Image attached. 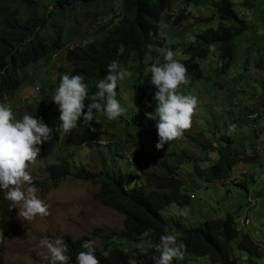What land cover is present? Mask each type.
<instances>
[{
    "label": "rangeland",
    "instance_id": "374dc122",
    "mask_svg": "<svg viewBox=\"0 0 264 264\" xmlns=\"http://www.w3.org/2000/svg\"><path fill=\"white\" fill-rule=\"evenodd\" d=\"M56 1L40 0V10L44 12V16L46 11L56 7ZM231 1L235 12L247 22L250 29L234 38L233 62L224 75H219L216 71V61L210 59L213 54L205 60H196L199 73H195L193 69L187 75L189 83L180 88L183 94L194 95L199 101L192 127L182 138L166 144L163 149L157 150L155 147L158 140L156 122L145 116L146 112H154L156 104L153 99L156 89L150 82L149 69L152 64L164 62V52L168 49L176 53L175 58L181 63L190 58L184 50L194 42L196 33L217 26L215 9L211 7L215 0H206L203 6L178 4L179 8L174 13L183 9L186 15L179 24H174L173 18H167V13L161 16L158 36L162 43L149 48L140 83L133 74L118 82L116 98L128 111L111 121L101 116L100 143L71 145L67 135L58 128L59 109L51 100L49 120L45 124L56 131L50 141L38 145L41 150L37 163L30 167L34 184L40 189L38 195L50 206V215L25 221L19 216V209L13 208L14 224L10 227V233L4 237L5 242L1 244V249H4L3 264H48L43 258L47 250L39 246V240L44 237L55 239L68 235L78 240L93 234L97 228L109 231L122 228L124 217L95 199L94 194L98 192L99 186L92 181L76 178L78 169L74 167L75 164L83 166L94 175L117 171L141 175L142 171H156L157 163L163 159H168L172 166L177 167V176L183 182L182 190L191 199L189 206L170 205L164 209L162 215L168 222L195 227L230 213L237 230L241 231L240 220H244L246 215L249 222L243 232H248L264 250V115L259 117L257 113H264V70L256 67L264 55V0L255 1L251 10L244 5L246 0ZM16 3L22 4V0H17ZM84 11L78 0L69 9L66 25L78 27L77 20L82 21L80 29L72 33L69 45L93 41L96 28L108 18L101 15L97 18L88 16L82 20ZM19 17H27L23 6ZM2 19L3 16L0 15V27ZM51 23H47L43 32L49 30L47 27ZM69 45H65L56 55L41 58L25 69L29 79L3 102L12 108L17 118H22L25 113L38 118L40 110L43 111L39 103H46L49 85L55 83L58 68L66 65L64 57ZM140 84L148 85V90L142 95L141 101H138L137 98L141 95ZM88 92L89 98L96 92L92 83L88 84ZM255 113L256 119L248 118ZM232 124L236 125V129L229 133V126ZM228 150H235L234 153L243 159L247 158V161L236 163L231 172L220 180L207 182L196 176V169L208 170L220 154H225ZM182 151L191 160L180 159ZM63 158L73 163L72 175L63 178L58 184L51 181V186L46 190L35 183L38 179H49L48 165ZM254 182L256 197L254 194H246V190L253 191ZM248 201L252 203V207L246 210L247 205H251ZM146 237L147 235L143 236L139 242L116 239L111 248L118 247L124 251L133 249L136 251L135 257H142L141 264H153L146 249L152 248L154 244ZM95 246L104 248L99 238L95 239ZM246 258V255L243 256V260ZM201 263L205 264L206 261ZM187 264L196 262L191 260Z\"/></svg>",
    "mask_w": 264,
    "mask_h": 264
},
{
    "label": "trees",
    "instance_id": "16d2710c",
    "mask_svg": "<svg viewBox=\"0 0 264 264\" xmlns=\"http://www.w3.org/2000/svg\"><path fill=\"white\" fill-rule=\"evenodd\" d=\"M78 1L85 9L82 20L88 16L97 18L104 15L108 18L96 28L93 41L69 45L73 38L72 33L78 31L82 24L81 20H77L78 27H71L65 23V20L69 18V9L76 4V0H57L56 7L48 10L49 12L46 11V16L40 10V0H22V4H17V0H0V15L3 16L0 27V103L14 95L17 89L29 79L30 76L25 71L28 66L41 58L56 55L65 45H69L64 57L66 65L58 68L55 83L49 85L46 103H39L43 111L40 110L38 119H42L44 123L49 120L48 111L52 106L51 100L59 85L60 76L65 73L82 74L85 77L84 82L87 85L92 83L93 89L97 91L96 85L107 74V66L113 61H118L134 75V78L137 77L140 83L144 72V59L149 48L162 43L158 36L161 16L167 13V18H173V23L179 24L186 15L183 9L174 13L179 8L178 4L203 6L206 2V0ZM255 1L257 0H246L244 5L252 9ZM21 6L27 14L25 19L19 17ZM211 7L215 9L217 26L196 33L194 42L184 50V53L190 56L183 62L188 69L187 75L191 74L193 69L195 73H199L196 60H205L210 56L209 44L216 46L222 62H215L216 71L219 75H224L233 62L234 38L250 29L247 22L235 12L231 0H215ZM50 22H52L51 25L47 27L49 30L43 32L47 23ZM97 24L100 23L97 21ZM256 67L264 70V55L257 62ZM139 87L141 95L137 100L141 101L142 95L148 90V85L140 84ZM90 102L86 100L85 105L87 106ZM86 111L87 107H85ZM257 113L259 117L264 115L263 112L257 111ZM101 116L104 115L94 112V120L89 122L91 127L96 129L95 132L89 131L81 121L79 129L67 135L68 142L74 146L100 143L102 141ZM234 152L228 150L224 152L225 154L221 153L215 164L208 170L196 169L194 173L207 182L222 179L231 172L236 163L241 160L247 161V158L243 159ZM179 158L191 160L183 151ZM71 164L73 163L65 158L57 163L49 164L47 169L50 178L38 179L35 183L44 190L51 186V181L60 183L63 178L72 175ZM157 166L156 171H142L141 175L119 171L94 175L83 166L74 165L78 169L75 177L92 181L99 186L98 192L94 194L95 199L103 206L121 214L124 221L122 228L118 231L97 228L93 234L78 240L68 235L64 236L63 239L69 247L70 264H76V255L84 250L81 248L83 241H95L98 238L104 245L103 249L95 246V255L100 264H128L130 259H135L136 264H141L140 261L143 259L134 256L135 250L124 251L111 246L116 239L139 242L145 235L147 240L154 244L146 251L151 262L158 264L160 253L156 251L155 246L159 243L160 237L177 233L180 234L178 238L186 244L187 250L183 261L173 260L172 264H187L191 260L196 264H202L203 260L206 261L205 264H264V250L247 232L237 230L234 217L230 213L225 214L223 218L210 219L195 227H185L173 221L168 222L162 215V211L170 205L189 206L191 199L182 190L183 182L177 176L176 166H172L168 159L158 162ZM254 187L255 182L253 191L246 190V194L249 196L254 194ZM4 197L3 191L0 190V230L5 237L10 233L15 216L11 202ZM5 240L6 238L3 241ZM244 254L247 256L246 260H243ZM3 257L4 249L2 248L0 264L4 262Z\"/></svg>",
    "mask_w": 264,
    "mask_h": 264
},
{
    "label": "clouds",
    "instance_id": "9594fccd",
    "mask_svg": "<svg viewBox=\"0 0 264 264\" xmlns=\"http://www.w3.org/2000/svg\"><path fill=\"white\" fill-rule=\"evenodd\" d=\"M208 48L213 54L210 59L222 63L216 46L209 44ZM175 57L176 53L168 49L164 52V62L152 64L149 69L150 82L156 89L153 95L156 104L154 112H146L145 116L156 122L157 150L182 138L190 130L199 104L197 97L180 91L181 85L189 83L188 69ZM131 76L132 73L118 61L111 62L107 66V74L96 85L97 91L89 98L88 85L82 74L61 75L52 97V102L59 109L58 128L68 135L78 130L83 121L89 131L95 132L96 129L89 123L94 120V112L102 113L110 121L125 115L128 110L116 98V89L118 82ZM86 100L91 101L87 106ZM235 129V124L230 125L229 133ZM54 131L56 129L32 114L25 113L22 118H17L9 105L0 103V190L4 191V198L11 202V208L19 209V216L25 221L50 215V206L38 195L40 189L34 184L30 167L37 163L41 150L38 145L50 141ZM179 235L165 234L160 237L155 246L160 253L158 264H172L173 260L184 259L187 246L178 238ZM3 240V231L0 230V249ZM39 246L47 250L43 258L48 264H70L69 247L63 238L44 237L39 240ZM81 248L84 250L76 255V264H100L95 255L94 240L83 241ZM128 264H136V260L130 259Z\"/></svg>",
    "mask_w": 264,
    "mask_h": 264
},
{
    "label": "built area",
    "instance_id": "2783aa9c",
    "mask_svg": "<svg viewBox=\"0 0 264 264\" xmlns=\"http://www.w3.org/2000/svg\"><path fill=\"white\" fill-rule=\"evenodd\" d=\"M256 117H257V114H256V113L253 114V115H251V116H248V118H250V119H252V120L256 119ZM247 199L250 200V197H247ZM248 202H249V201H248ZM249 203H251V202H249ZM250 207H252V203H251L250 206L247 205L246 210L250 209ZM243 218H244V220H241L240 224H241L242 228H245V227L248 225V222H249V221H248V218H247L246 215H245Z\"/></svg>",
    "mask_w": 264,
    "mask_h": 264
},
{
    "label": "crops",
    "instance_id": "0c3cea01",
    "mask_svg": "<svg viewBox=\"0 0 264 264\" xmlns=\"http://www.w3.org/2000/svg\"><path fill=\"white\" fill-rule=\"evenodd\" d=\"M249 10H251V9H249Z\"/></svg>",
    "mask_w": 264,
    "mask_h": 264
}]
</instances>
